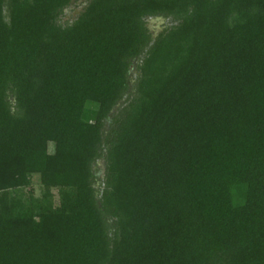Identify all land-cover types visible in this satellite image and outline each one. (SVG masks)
Listing matches in <instances>:
<instances>
[{
	"label": "trees",
	"instance_id": "obj_1",
	"mask_svg": "<svg viewBox=\"0 0 264 264\" xmlns=\"http://www.w3.org/2000/svg\"><path fill=\"white\" fill-rule=\"evenodd\" d=\"M77 1L0 0V264H264V0Z\"/></svg>",
	"mask_w": 264,
	"mask_h": 264
},
{
	"label": "rangeland",
	"instance_id": "obj_2",
	"mask_svg": "<svg viewBox=\"0 0 264 264\" xmlns=\"http://www.w3.org/2000/svg\"><path fill=\"white\" fill-rule=\"evenodd\" d=\"M88 0H78L73 3L61 17V24L67 25L73 23L84 11V8L87 5ZM171 22L169 20H165L162 18H150L147 19V27L152 33L153 37L158 36L161 32H163L167 27H169ZM25 194L29 196V194H34L36 197H41L43 194V188L39 184L37 178H34L33 184L30 188L24 190Z\"/></svg>",
	"mask_w": 264,
	"mask_h": 264
}]
</instances>
